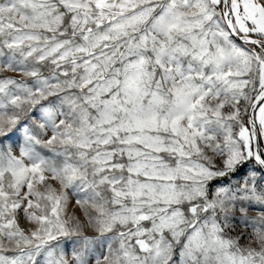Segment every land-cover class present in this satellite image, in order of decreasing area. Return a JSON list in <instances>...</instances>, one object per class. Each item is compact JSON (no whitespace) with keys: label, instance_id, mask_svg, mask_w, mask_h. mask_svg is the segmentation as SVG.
<instances>
[{"label":"snow or ice","instance_id":"snow-or-ice-1","mask_svg":"<svg viewBox=\"0 0 264 264\" xmlns=\"http://www.w3.org/2000/svg\"><path fill=\"white\" fill-rule=\"evenodd\" d=\"M0 264H264V0H0Z\"/></svg>","mask_w":264,"mask_h":264},{"label":"rangeland","instance_id":"rangeland-1","mask_svg":"<svg viewBox=\"0 0 264 264\" xmlns=\"http://www.w3.org/2000/svg\"><path fill=\"white\" fill-rule=\"evenodd\" d=\"M69 215L73 214V213H76V214H81V210L77 207L74 206V204H70L69 206ZM245 226L244 225H240L238 228H236V231L233 233L234 235L237 234V233H240V232H243L245 231ZM250 231V229H248ZM247 242V241H245Z\"/></svg>","mask_w":264,"mask_h":264}]
</instances>
